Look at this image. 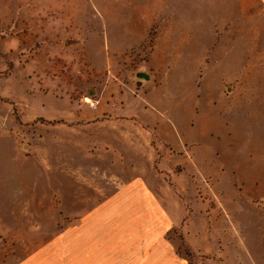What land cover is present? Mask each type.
Instances as JSON below:
<instances>
[{
  "label": "rangeland",
  "instance_id": "rangeland-1",
  "mask_svg": "<svg viewBox=\"0 0 264 264\" xmlns=\"http://www.w3.org/2000/svg\"><path fill=\"white\" fill-rule=\"evenodd\" d=\"M259 19L264 0H0V264H90V207L134 177L190 264H264Z\"/></svg>",
  "mask_w": 264,
  "mask_h": 264
},
{
  "label": "crops",
  "instance_id": "crops-1",
  "mask_svg": "<svg viewBox=\"0 0 264 264\" xmlns=\"http://www.w3.org/2000/svg\"><path fill=\"white\" fill-rule=\"evenodd\" d=\"M175 29L180 30V26ZM248 32L264 49V20L262 24L260 19L254 22ZM22 181L29 186L27 178ZM169 220L166 208L145 179L134 177L119 183L90 207V264H190L187 257L176 253L173 244L167 247V234L174 227Z\"/></svg>",
  "mask_w": 264,
  "mask_h": 264
},
{
  "label": "water",
  "instance_id": "water-1",
  "mask_svg": "<svg viewBox=\"0 0 264 264\" xmlns=\"http://www.w3.org/2000/svg\"><path fill=\"white\" fill-rule=\"evenodd\" d=\"M136 76L143 78V79H146V80L150 78V74L148 72H145V71L136 72Z\"/></svg>",
  "mask_w": 264,
  "mask_h": 264
},
{
  "label": "trees",
  "instance_id": "trees-1",
  "mask_svg": "<svg viewBox=\"0 0 264 264\" xmlns=\"http://www.w3.org/2000/svg\"><path fill=\"white\" fill-rule=\"evenodd\" d=\"M180 244H182L183 246H185L182 238H180Z\"/></svg>",
  "mask_w": 264,
  "mask_h": 264
}]
</instances>
